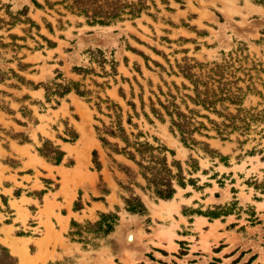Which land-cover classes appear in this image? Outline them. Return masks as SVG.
<instances>
[{
  "label": "rangeland",
  "instance_id": "rangeland-1",
  "mask_svg": "<svg viewBox=\"0 0 264 264\" xmlns=\"http://www.w3.org/2000/svg\"><path fill=\"white\" fill-rule=\"evenodd\" d=\"M57 1L0 0L3 22L9 23L10 16L24 8L26 16L20 19L32 22L13 27L0 23V43L6 45L0 46V245L17 264H130L127 257L140 252L133 246L142 248V239L155 237L159 245L167 244L168 251L175 249L178 226L173 216L181 209L184 217L197 214L211 221L218 215L225 222L226 241L237 247L234 264H264V8L249 0H146L148 10L133 21L90 27L83 17L47 4ZM90 51L102 53L104 69L97 62L100 58L92 57ZM187 73L189 79L184 76ZM192 81L201 92L206 83L216 94L222 90L224 96L237 97L239 105L226 102L215 108L223 116H235L239 128H225L223 124L228 125L229 120L193 104L188 99L195 98ZM39 84L42 86L37 87ZM57 84L70 86V93L48 100L45 88L54 91ZM75 88L90 94L79 97ZM166 111L183 113L194 127L203 125L200 134L193 135L198 145L181 143L171 125L177 116ZM119 127L130 142L164 147L167 164L179 162L186 179L196 183L175 186L170 201L149 199L129 185V179L107 157L96 133V128L101 134L105 129L119 133ZM106 138L124 147L119 139ZM16 144L26 147L15 150ZM43 147L58 148L64 153L58 165L74 167L72 171L58 170L67 207L45 198L43 210L31 217L24 209L25 200L8 203L4 189L15 184L21 187L10 176L12 169L24 158L38 167L40 160L34 157L42 158L37 149ZM93 151L102 165L100 172L94 169ZM112 158L145 186L133 162L121 155L112 154ZM48 171L51 180H44L40 188H57L59 176ZM118 182L141 198L145 215L125 211L121 197L130 194ZM103 185L109 194L103 202L93 201L102 197ZM205 195L219 198V202L201 203ZM14 196H18L16 191ZM78 203L82 209L75 211ZM115 209L119 222L110 235L97 239L89 235L88 244L70 240L68 234L75 230L72 221L82 226L95 223L100 213ZM71 210L77 215L71 217ZM192 221L184 224L186 229L180 234L188 239L185 243L196 246L199 235L198 246L212 257L209 264H229L222 260L229 255H212L222 245L209 250V240L217 245L219 239L215 228L204 233L199 224L197 233L190 236ZM69 244L74 251L62 259L57 250ZM178 244L175 256L182 259L186 247ZM146 257L164 264L151 254Z\"/></svg>",
  "mask_w": 264,
  "mask_h": 264
},
{
  "label": "trees",
  "instance_id": "trees-1",
  "mask_svg": "<svg viewBox=\"0 0 264 264\" xmlns=\"http://www.w3.org/2000/svg\"><path fill=\"white\" fill-rule=\"evenodd\" d=\"M249 1L254 5H258L264 8V0ZM47 4L50 6V8L55 5L62 6V8L66 12L77 17H83L86 24L90 27H110L124 21H133L139 18L142 13H145L148 10V7L146 6V0H59L53 4ZM34 5L36 7H39L36 2H34ZM26 13L27 8H24L22 11L17 12L16 16H10L11 21L9 23H5L1 19L0 23L5 26L11 27L17 24H24L26 22L32 24V22L28 18H25L24 21L20 19L21 16L25 17ZM47 43L53 45L49 41H47ZM0 46L6 47V45L2 43H0ZM89 53L90 55H92V57L97 56L98 58H100V60L97 62L100 63V66L102 67V69H104L106 60L103 58L102 53L100 51H90ZM20 67L25 68L26 66L20 65ZM75 70H77L78 72H84L82 69ZM112 70L113 72H115L114 64L112 65ZM184 76L188 79L190 77L188 73ZM2 81L3 80L0 73V83ZM192 84L194 85L195 98L188 97V99L193 104L200 105L204 109L210 110L212 113H215L220 117H225L230 121L228 125L223 124L225 128H239L236 126L235 122L237 118L235 116L231 114L223 116L215 108L217 104H223L226 102L230 105H239L237 97H234L232 95L224 96L222 90L219 92V94H216L213 90H209L207 88L206 83L202 84L205 87V90L201 92L198 90L196 81H192ZM39 86H42V84H39L37 87ZM74 90L79 97H86V95L90 94L88 91H80L78 88H75ZM45 91L48 100L51 97L61 99L65 95L70 93L71 88L70 86L57 84L54 91H51L48 88H45ZM163 108L165 110H168V108L165 106H163ZM172 114H176L177 119H172L171 125L172 128H175L178 132L181 143L186 145L189 142L191 145H198L199 143L193 139V135L195 133L200 134L201 128H204L203 125L199 124V127H194L190 119L179 111H174V113L168 112L169 116H172ZM209 122L211 124H215L213 121L209 120ZM118 132L119 133L112 129H105L101 134L100 130L96 128L98 139L101 142L102 148L105 150L107 157L111 159L112 163L116 164L120 172L125 174V176L129 179L130 182H128V184H133L134 186L139 188L144 194L149 197V199L170 201L176 193L175 186L184 188L186 182L190 183L191 185H194L196 183L192 179H186L179 162L173 161L171 166L167 164L166 157L163 154L166 151L164 147H153L147 142H130L122 127L118 128ZM218 134L222 135V133L220 132H218ZM106 137L119 139L124 144V147L120 148L117 143H110ZM75 140L76 138L73 139L72 142H74ZM63 141L68 142V140L65 139ZM37 152L46 161L55 165L60 164L62 158L64 157V153L61 152L58 148L54 147L48 149L43 147L41 149H37ZM112 154L124 156L128 160L133 162L138 167V175L145 182V186H142L135 181L136 175L129 168L117 164L116 161L112 158ZM92 156L94 169L97 172H100L102 169V165L98 161L97 152L93 151ZM197 170L198 168L194 166L192 171L196 172ZM189 175L192 174L189 173ZM101 180L102 179L100 177V182H102ZM103 186L104 187L100 190L102 197L95 198L93 199V201L103 202V197L109 194V190L105 187V185ZM118 186L123 190L128 191L130 194L128 198L121 197L124 203L125 211L130 215H145L147 209L141 198L138 195H135L134 192L129 188V186H124L121 182H118ZM81 209L82 208L79 203L74 207L75 211H79ZM117 212V209H115V212L100 213L98 221H96L95 223L86 222L84 226L72 221L71 227L75 230H72L68 234L70 240L73 242L88 244L89 242H91L87 237L89 235L94 236L92 237V239L110 235L112 232H114V229L119 222ZM213 218L217 219L218 215H214ZM0 264H17L16 258L13 257L10 254L9 250L2 245H0Z\"/></svg>",
  "mask_w": 264,
  "mask_h": 264
},
{
  "label": "crops",
  "instance_id": "crops-1",
  "mask_svg": "<svg viewBox=\"0 0 264 264\" xmlns=\"http://www.w3.org/2000/svg\"><path fill=\"white\" fill-rule=\"evenodd\" d=\"M64 145H69L67 143H64ZM26 147V145H15V150H23ZM36 160H40L39 164H43L45 166L42 167L41 164L38 167H33L29 165V160L24 158L21 160L18 165L13 168V173H10V176H15L16 177V182L19 184H22L21 187L19 185H13L10 186L9 188H5L4 190L7 192L5 195L8 198V203L12 202L13 200L19 201V200H25V205L24 209L31 215V217H35L39 211L43 210L44 206L46 205L45 203V198L48 199V201L51 203L52 200H54L56 203L60 204L62 207L66 208V204L63 203L65 201L64 195H63V179L62 175H58V170L60 168H63L66 171H72L73 167L71 168H65L62 165H51L48 164L44 159L38 158L37 155H35ZM51 170V173L53 176L58 175L59 178L57 179L58 186L57 188L54 187V189H49L46 187L40 188L39 185H43L44 180H51V177L49 176V171ZM36 171L39 173V177H37ZM36 182V183H35ZM69 189H71V186H68ZM18 193V196H14V192ZM78 190L75 192V196H77ZM68 194V193H67ZM75 198L72 199V201ZM219 198H216L212 196L205 195L203 199L200 200L201 203H205L207 201H211L210 204H214L215 202H219ZM192 200L194 201L195 199L192 197ZM70 201V205L72 203ZM93 205L95 206H101L103 205L100 202H93ZM181 211V209H180ZM179 211V215L174 214L173 220L177 224L178 228L174 231L177 239V242H173L174 244V250L168 251L166 249L167 244L159 245V240H157L155 237H153V240H145L142 239L140 245L141 247H135L133 246V250L139 249L140 252L136 253L133 251V253L129 254L127 257L129 261L131 262L130 264H163L160 262H154L148 260L146 257V254H151L153 258H155L157 261L164 262V264H175L172 262L171 259H174L177 263L176 264H209V261H211L212 257L207 256V252L202 250L199 246L198 243L200 242V236L196 235V237H199V240L197 239L195 244L196 246L192 244H186L185 242H188V239L185 238V236L181 233H183L184 224H188V220L193 219L191 222V225L193 226L190 229V236L192 233H197L196 232V226L199 224L201 225V229H203L204 233H208L211 231V228L214 227L216 230V234L219 235V239L217 242V245L214 244L211 240H209L210 246L209 250L212 251V248H215L218 245H222L223 247L221 248L220 252L218 253H212L214 257H219V256H224V255H229L225 256L222 258L223 261L229 262V264H234V259L237 257L238 252L235 250L236 248L232 247L230 243L226 241V236L227 230L224 228L225 222H222L220 219H213V220H208V218L204 216H199L195 214V216H190V217H184L182 213ZM55 213H57L55 211ZM60 216L63 218H66V214H62L59 212ZM71 217L74 215H77V212H73L72 210L70 211ZM185 221V222H183ZM37 223V222H36ZM189 236V237H190ZM181 239H180V238ZM221 241V242H219ZM178 242H182V245L186 247L184 249L186 251V254L182 256V259L177 258L175 255L178 254L179 250V244ZM227 244V245H225ZM193 247L195 249H193ZM125 250V247H123ZM69 251H74V247L72 244H69V247H66L61 250H57V254L61 256V258H65L69 256ZM161 251L165 252V255L161 253ZM243 262V260H242ZM93 264V263H92ZM218 264H223V263H218ZM239 264V263H236Z\"/></svg>",
  "mask_w": 264,
  "mask_h": 264
},
{
  "label": "bare ground",
  "instance_id": "bare-ground-1",
  "mask_svg": "<svg viewBox=\"0 0 264 264\" xmlns=\"http://www.w3.org/2000/svg\"><path fill=\"white\" fill-rule=\"evenodd\" d=\"M13 251L15 252V249H13Z\"/></svg>",
  "mask_w": 264,
  "mask_h": 264
}]
</instances>
